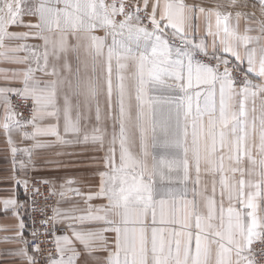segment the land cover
<instances>
[{
  "label": "snow or ice",
  "instance_id": "obj_1",
  "mask_svg": "<svg viewBox=\"0 0 264 264\" xmlns=\"http://www.w3.org/2000/svg\"><path fill=\"white\" fill-rule=\"evenodd\" d=\"M247 7L240 0L211 8L186 0H0V58L26 65L0 69V129L14 172L27 177L35 151L53 145L105 151L95 192L72 180L57 190L47 178L30 188L14 177L25 199L15 192L0 199V212L18 221L3 242L23 247L5 258L40 264L50 245L43 264H79L81 248L106 252L103 264H264V19L240 10ZM252 7L264 17V0ZM26 15L36 22H24ZM201 17L206 29L198 36ZM29 39L42 44L7 43ZM82 47L92 74L82 81L77 67L73 83L50 59L70 72L68 54L79 63ZM257 98L258 122L248 116ZM70 194L86 207H64ZM50 196L58 197L53 205ZM25 210L39 214V228L35 217L26 225Z\"/></svg>",
  "mask_w": 264,
  "mask_h": 264
},
{
  "label": "crops",
  "instance_id": "obj_2",
  "mask_svg": "<svg viewBox=\"0 0 264 264\" xmlns=\"http://www.w3.org/2000/svg\"><path fill=\"white\" fill-rule=\"evenodd\" d=\"M187 3L197 2L202 3L205 6L211 8L215 5L217 0H186ZM220 3H227V0H218ZM241 3H247V8H241V11H255L256 19H264L261 16L260 11L258 8H253L252 3L249 0H240ZM26 3L29 5H35L39 3V0H26ZM222 11H228L234 9H227L222 8ZM24 22L26 23H35L36 17L33 16H24ZM214 23V18H213ZM199 24V31L197 33L198 36H203L205 34L206 29V21L203 17L200 18L198 21ZM10 31H14L16 33H25L29 31L27 28L24 27H14L11 28ZM98 36H103V31H98L95 33ZM253 35H257V33H252ZM52 36H58L59 33H52L49 34ZM70 43H74L73 38L70 37ZM10 47H14L21 43H26L27 45H40L42 41L29 39L24 42L20 41H10L7 42ZM28 55L27 52H7V56L9 57H23ZM68 61L71 65V71L64 70L62 67L63 61L57 62L55 60L50 59L51 64H57V66L61 69L63 77L67 78L68 80L75 82L76 79V69L79 67L80 69V76L82 81L86 79L87 76L92 74V57L88 54L85 49L82 47L80 49V60L79 63L76 60L75 53L69 52L68 54ZM31 63V61H29ZM85 65H87V70H85ZM34 66V65H33ZM26 67L25 64L14 63L9 60H5L0 58V69H7V70H21ZM115 64H113V83L115 84ZM96 75L100 78L101 87H104V81L106 76L105 65L102 59H99L97 62V73ZM36 76L41 79H53V77L45 76L43 73L37 72ZM6 81L0 79V85L5 84ZM67 90L62 88V91ZM101 107L102 110L106 109V101L105 96L102 94L100 97ZM162 106V105H161ZM249 113L248 116L251 119L253 116L256 118L257 122L259 119V107H260V100L257 98L256 100V111L253 113L251 111V104H249ZM183 123V121H181ZM94 123V121H93ZM106 125L111 131V121L107 120ZM189 134H191V124H189ZM13 139L19 142V138L14 134ZM189 140H191V135H189ZM30 143V142H28ZM255 154V150H254ZM105 155L104 150L98 149V146L88 144H78V145H68V146H61V145H53L48 148L38 149L35 151L33 159L34 163L36 164V169L31 171L27 177H25L22 173L14 172L13 165H12V158L9 151V145L6 143L5 134L2 129H0V199L8 198L13 195L17 196L19 201H23L22 198V189L16 188L15 180L16 179H25L27 178H47L53 181L56 185L57 190H60L61 185L66 184L68 180H72L75 183L72 185L73 188H79L81 192L88 193V192H95L97 191V186L99 184V172L103 169V164L101 163L102 157ZM244 163L247 166L248 162L247 159H244ZM93 205L103 204V200H93L91 202ZM71 204H75L78 208L84 209L86 205L83 203L80 197L71 196L68 201L64 203V207H68ZM24 220L26 221L27 210L21 213ZM18 221L11 216L9 213L7 216L0 212V229L8 228L10 231H3L0 230V264H25L19 258H5L2 254L11 250L18 249L23 247L20 243H4L5 236H14L15 228L17 226ZM111 237V234H108ZM30 251V249H29ZM80 251L82 255L80 257L79 264H84V261H87V264H103L104 258L107 256V253L104 251H97L93 252L91 255L84 253L83 249L81 248ZM31 252V251H30ZM41 264V263H40Z\"/></svg>",
  "mask_w": 264,
  "mask_h": 264
},
{
  "label": "built area",
  "instance_id": "obj_3",
  "mask_svg": "<svg viewBox=\"0 0 264 264\" xmlns=\"http://www.w3.org/2000/svg\"><path fill=\"white\" fill-rule=\"evenodd\" d=\"M35 180H39V179L29 178L28 181H29V187L30 188H31V185H32L33 181H35ZM38 186L40 187V191L42 193H44L45 196H47L48 193H49L48 186L47 185H44V184H40ZM29 195H31V192H29ZM22 198H23V200L25 199V195H24V192L23 191H22ZM36 199H37L38 203L44 204V200L41 199L40 197H37ZM57 199H58V197H51L50 196L49 199H48V204L49 205L55 204ZM32 217H35L36 227L39 228L40 227V224H39L40 216H39L38 213H32L30 215L29 212L27 211V216H26V221H25L26 225H29L30 226V220H31ZM60 234H62V233H60V232L57 233V235H60ZM25 236H26L27 239L31 240V237L27 235V231L25 233ZM45 239H47V238H45ZM42 248H44V246H42ZM50 248H51V246L49 245L48 248H46L44 250L43 255L39 257V261H40L41 264H43V261L45 259H47L48 251L50 250ZM30 251H31V249H30Z\"/></svg>",
  "mask_w": 264,
  "mask_h": 264
},
{
  "label": "rangeland",
  "instance_id": "obj_4",
  "mask_svg": "<svg viewBox=\"0 0 264 264\" xmlns=\"http://www.w3.org/2000/svg\"><path fill=\"white\" fill-rule=\"evenodd\" d=\"M252 4L255 2V0H249ZM165 95H166V93H165ZM169 107V105H162V106H160V108H162L163 110H167V108Z\"/></svg>",
  "mask_w": 264,
  "mask_h": 264
}]
</instances>
